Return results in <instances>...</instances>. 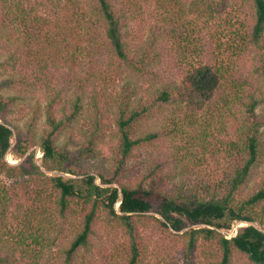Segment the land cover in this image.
<instances>
[{
  "label": "trees",
  "instance_id": "trees-1",
  "mask_svg": "<svg viewBox=\"0 0 264 264\" xmlns=\"http://www.w3.org/2000/svg\"><path fill=\"white\" fill-rule=\"evenodd\" d=\"M0 71V230L27 264H151L150 229L183 264H264V0H0Z\"/></svg>",
  "mask_w": 264,
  "mask_h": 264
},
{
  "label": "rangeland",
  "instance_id": "rangeland-1",
  "mask_svg": "<svg viewBox=\"0 0 264 264\" xmlns=\"http://www.w3.org/2000/svg\"><path fill=\"white\" fill-rule=\"evenodd\" d=\"M34 1H36V0H33V2ZM39 9L42 13H48L47 7H45V6L44 7L39 6ZM228 27L229 26H220V28H223L221 30L220 36L223 38V42L226 43L225 45H227V42L229 41V38H230V33H229V30L227 29ZM139 30L140 29L138 27L135 28V33L137 34V35H135L136 37L139 36ZM20 67H22V66H20ZM20 70H24V69H20ZM10 73H13V72L11 71ZM10 73L8 71H0L1 76H6L7 74H10ZM122 83H123V79L118 78V79H116V82L114 84L110 85V88L115 89L117 87H121ZM118 89H120V88H118ZM9 93L17 94L19 96L21 94L26 96V94H27L25 92L20 93V91H15V90H11V91H9ZM35 101H36V97L30 98L27 96V98H24V97L18 98L19 103L17 104V108H16L15 112L13 113V115L10 119L11 124L13 126H16V125L23 126L24 125L25 120L30 115L31 108H32L33 104L35 103ZM261 108H264V101L261 103V106L258 107V110H261ZM104 111H105V113H104V116H102V119H103L102 121L104 122L105 126L110 131V129L113 127L112 115L110 112H106V109H104ZM83 119H84V117H82V120L75 123L73 125V127L70 128L66 132V134L61 137L62 142L67 140L70 136L74 140L78 139V129L82 128L84 125H87L86 121L85 120L83 121ZM44 126H45V119L42 118L39 122L38 127H37L38 134H40V132ZM84 128H87V127H84ZM14 130H15V128H14ZM109 131H107V132H109ZM215 132L216 131H214V133ZM177 138H179V137H177ZM225 138H227V137H225ZM15 143H16V139L14 138L12 141V147H13V145H15ZM71 146L74 147L75 144L71 143ZM12 147L6 155V160L9 163L16 164L21 160V158L12 151ZM104 148H105V151L107 152V146ZM32 150L36 151L35 160L37 163H40L41 157L43 155L42 148L40 146H36L34 148H31L30 152ZM108 159H109L108 154H105L103 157H101L99 160H95L93 163L95 165H99L101 163L108 164ZM242 225H244V224L240 222L234 226L236 228V227L242 226ZM191 227H193V226H191ZM191 227H189V228H191ZM194 227H196V226H194ZM16 228L18 229V223L16 221H9L8 226L5 227V229L0 230V233L3 232L5 234V238L8 239L7 241H5L6 239L0 240V264H27L26 257H23L22 255H20L18 253H15L13 249H11L9 246H7V243H13L15 241L14 233L16 232ZM171 231L173 233H176V234L182 233V232H175V230H173V229ZM228 232L229 233L227 235L231 236V235L235 234L236 231L231 230ZM113 236L114 235H111L110 237L108 236V243L112 239ZM119 237H121V235H119ZM147 237H148V240L150 241V253H149L150 254L149 255L150 262L149 263L155 264L159 260V258L162 257L163 251L164 250L168 251V249H169V250H173L175 252V254L178 255V257L181 260L180 264H183L182 256L179 253V247L178 248L174 247L176 240L172 239V238H174L173 235L169 234L168 232H166V234L162 235L159 232L150 229L147 231ZM106 239H107V232H105V240ZM3 243L5 244V246ZM161 246H165V247L161 248Z\"/></svg>",
  "mask_w": 264,
  "mask_h": 264
},
{
  "label": "water",
  "instance_id": "water-1",
  "mask_svg": "<svg viewBox=\"0 0 264 264\" xmlns=\"http://www.w3.org/2000/svg\"><path fill=\"white\" fill-rule=\"evenodd\" d=\"M42 148V147H41ZM43 149V148H42ZM41 168H42V170L45 172V173H47V174H58L57 172H54V171H48L47 169H45L44 167H42L41 166ZM59 174H62V175H64V176H66V177H74V176H72L70 173H59ZM158 217H162L161 215H158ZM238 223H240V222H238ZM238 223H236V224H238ZM235 224V225H236ZM247 224H249V223H247ZM204 225V224H203ZM199 226H201V225H196V227H199ZM256 226L258 227V228H260V229H262L259 225H257L256 224ZM234 229H235V226L231 229L232 231H234ZM230 230V231H231ZM229 233V232H228Z\"/></svg>",
  "mask_w": 264,
  "mask_h": 264
},
{
  "label": "clouds",
  "instance_id": "clouds-1",
  "mask_svg": "<svg viewBox=\"0 0 264 264\" xmlns=\"http://www.w3.org/2000/svg\"><path fill=\"white\" fill-rule=\"evenodd\" d=\"M235 229H236V228H235ZM235 229H234V230H235Z\"/></svg>",
  "mask_w": 264,
  "mask_h": 264
}]
</instances>
